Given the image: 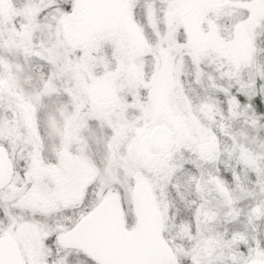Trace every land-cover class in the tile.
<instances>
[{"label":"snow or ice","instance_id":"obj_1","mask_svg":"<svg viewBox=\"0 0 264 264\" xmlns=\"http://www.w3.org/2000/svg\"><path fill=\"white\" fill-rule=\"evenodd\" d=\"M0 264H264V0H0Z\"/></svg>","mask_w":264,"mask_h":264}]
</instances>
